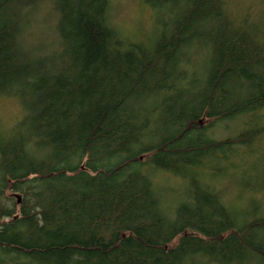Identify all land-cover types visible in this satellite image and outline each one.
<instances>
[{
    "label": "trees",
    "instance_id": "1",
    "mask_svg": "<svg viewBox=\"0 0 264 264\" xmlns=\"http://www.w3.org/2000/svg\"><path fill=\"white\" fill-rule=\"evenodd\" d=\"M111 2L0 0V97L25 111L0 138V264H264V218L190 175L260 148L264 12L146 0L158 33L137 45L111 25ZM40 6L56 17L49 54L26 40ZM162 173L190 180L172 208Z\"/></svg>",
    "mask_w": 264,
    "mask_h": 264
},
{
    "label": "rangeland",
    "instance_id": "2",
    "mask_svg": "<svg viewBox=\"0 0 264 264\" xmlns=\"http://www.w3.org/2000/svg\"><path fill=\"white\" fill-rule=\"evenodd\" d=\"M224 1L233 15L247 17L252 22L260 20L264 12V6L259 0ZM40 8H35L28 16L30 28L26 40L35 53L46 50L49 54L58 48L56 17L50 7ZM109 16L111 25L119 30L129 43L139 45L157 36L154 12L146 0H112ZM206 54L207 52L200 49L190 52L191 72L196 75L202 73L207 61ZM24 115V108L17 98L0 97V138L10 135ZM204 121L209 123L208 119ZM257 127L264 128V122L257 123ZM233 128V124H228L214 136L222 140L227 139ZM255 128L252 124L251 129ZM206 165L207 167L197 173L191 171L190 175L198 177L208 187L219 192L228 207L248 217L245 220L264 218V138L260 148L255 146L251 151L239 147L235 158L229 157L220 162L213 159L207 161ZM189 181L169 173L157 176L156 188L164 205L172 208L179 203L187 192L186 188H189Z\"/></svg>",
    "mask_w": 264,
    "mask_h": 264
},
{
    "label": "water",
    "instance_id": "3",
    "mask_svg": "<svg viewBox=\"0 0 264 264\" xmlns=\"http://www.w3.org/2000/svg\"><path fill=\"white\" fill-rule=\"evenodd\" d=\"M16 197L18 198L19 203H21V197H20V195H16Z\"/></svg>",
    "mask_w": 264,
    "mask_h": 264
}]
</instances>
